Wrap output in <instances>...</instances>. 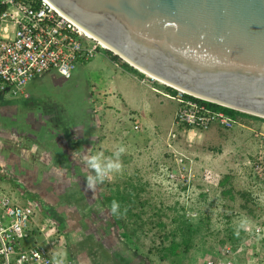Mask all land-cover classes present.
Listing matches in <instances>:
<instances>
[{"label":"rangeland","instance_id":"obj_1","mask_svg":"<svg viewBox=\"0 0 264 264\" xmlns=\"http://www.w3.org/2000/svg\"><path fill=\"white\" fill-rule=\"evenodd\" d=\"M106 58L108 53L100 51L67 80L49 72L31 81L24 88L29 99L0 96V163L12 169L8 168V176L3 174L8 181H2V185L16 196L26 192L46 216L51 210L62 219L61 223L53 218L58 232L49 241L55 249L60 242V251L75 264H203L210 257H220L225 248L235 264H264V178L252 170L258 149L255 132L251 140L256 145L246 152L203 145L196 131L184 134L177 149L185 156L183 164L186 175L193 177V187L174 188L165 175L174 165L162 143L149 142L144 133H135L131 122H127L129 128L124 134L114 122H100V93L95 92L101 88L95 76L110 71L112 64ZM151 84L167 91L160 83ZM91 87L95 88L91 91ZM46 116L50 122L78 124L64 129L40 126L28 132L21 123ZM89 118L91 124L85 126L84 120ZM237 128L234 124V130ZM221 132L219 136L226 137V131ZM119 146L125 148L120 157L122 172L87 190L85 178L90 170L82 161L97 151L110 156ZM76 151L79 158L73 155ZM206 170L210 179L204 185L200 177ZM124 186L133 192L126 198L136 202L131 216L123 215V220L135 228L129 240L121 236L105 201L106 196ZM224 190H230V194L224 195ZM182 214L199 218L203 224L196 245L187 254L170 259L173 263L160 261L158 249L170 243L174 220ZM244 219L249 221V231L239 227ZM40 236L35 235L33 240L45 244Z\"/></svg>","mask_w":264,"mask_h":264},{"label":"water","instance_id":"obj_2","mask_svg":"<svg viewBox=\"0 0 264 264\" xmlns=\"http://www.w3.org/2000/svg\"><path fill=\"white\" fill-rule=\"evenodd\" d=\"M47 1L169 88L264 119V0Z\"/></svg>","mask_w":264,"mask_h":264},{"label":"built area","instance_id":"obj_3","mask_svg":"<svg viewBox=\"0 0 264 264\" xmlns=\"http://www.w3.org/2000/svg\"><path fill=\"white\" fill-rule=\"evenodd\" d=\"M100 51L107 52L108 59L112 60L114 54L96 37L62 15L47 0H0V95L27 97L25 86L49 72L67 80L77 66L90 62ZM120 60L113 62L121 63ZM69 70L70 77L62 75ZM144 76L146 79L141 82H156ZM173 90L175 94L161 93L176 105V131L169 134L172 144H167L174 166H170L165 175L174 188L179 185L189 189L194 180L191 174L186 175L185 156L177 149L184 134L203 132L211 127L228 131L237 122L225 112L206 105L211 102ZM133 129L139 128L133 125ZM254 137L258 149L252 170L257 177L264 178V133H254ZM3 174L7 175L0 165V264H52L53 257L61 252L60 242L55 249L49 241L58 232L56 222L43 213L35 200L16 196L4 187ZM209 179L210 171L206 170L200 180L206 185ZM249 229L245 227V231ZM259 231L257 228L256 233ZM35 235H41L45 244L36 243ZM65 264L75 263L66 258ZM203 264L235 262L230 250L225 248L220 257H210Z\"/></svg>","mask_w":264,"mask_h":264},{"label":"crops","instance_id":"obj_4","mask_svg":"<svg viewBox=\"0 0 264 264\" xmlns=\"http://www.w3.org/2000/svg\"><path fill=\"white\" fill-rule=\"evenodd\" d=\"M106 59L112 64L110 71L107 73H104L105 71H103V73L98 76V73H96L95 76V79L100 82L99 87L101 88L98 92L94 91L96 93L95 95L100 93V97H96L100 107V122H114L117 127H122L123 134L125 133L124 129L129 128L127 122H131L132 125H137L139 128L135 133H144L143 137L148 139L149 142L153 141L162 143L165 147V151L169 152L170 149L167 148V144H172V141L169 139V134L175 133L176 131L174 126V112L176 105L167 104V101L170 100L162 97L161 93L164 91L152 86V82H141L140 77L136 78V76L130 71L122 68L121 63H115L108 58ZM129 73L132 74V76H130ZM94 88L91 87V91ZM26 95L27 97L24 98L29 99V95ZM7 109L12 108L6 107V110ZM46 118L47 116L42 120H36L37 117H31V119H26L25 122L21 123H24L26 129L28 128V132H34V127L40 126H56L60 129H64L78 124V122H50L49 119ZM238 120L239 118H237V121ZM91 121L90 118L85 119L83 124L85 126L90 125ZM239 121L240 122L236 123L238 124L236 130H234L233 126L230 130L226 131L224 134L226 137L219 136L222 132L218 127H211L206 131L198 132V137L202 138L199 143H202L203 145H209L210 143L218 145L223 151H229L231 148L232 151H251L256 145L254 140H251V133H264V120L260 118L245 117L240 118ZM124 137L125 136H123V138ZM45 140L49 142L54 141L52 138H46ZM87 141L88 139L85 142ZM4 164L0 163L4 172L8 176L7 172L9 167L6 163ZM5 181L7 182L8 179L5 178ZM121 189V192L124 191L125 186ZM9 191L11 190L9 189ZM22 194L33 199L26 192H22ZM56 217V219L62 223V219L57 215Z\"/></svg>","mask_w":264,"mask_h":264},{"label":"trees","instance_id":"obj_5","mask_svg":"<svg viewBox=\"0 0 264 264\" xmlns=\"http://www.w3.org/2000/svg\"><path fill=\"white\" fill-rule=\"evenodd\" d=\"M117 60H119L117 56L112 57V61H117ZM122 68L139 74L138 71H136L135 69H133L132 67H130L126 63H122ZM155 83H157V82H155ZM160 86L164 87L167 90L164 92H167L170 94L176 93L171 88L165 87L163 85H160ZM206 105L210 106L214 109L221 110L234 119L239 118L238 116H242V118H245V117L246 118H256V117L249 116L247 114H243V113H240V112L228 109V108L221 107V106L216 105L214 103H206ZM224 182H225V180L221 181L219 183V185L223 186ZM132 193H133L132 190L127 191L125 189L122 192L116 190L114 194L105 197L106 203H108L110 206H111V203L113 200L118 201L120 203L122 215L121 216H115V221H116V225L119 229L121 236L123 238H126L127 240H129L133 236V233L135 232L134 231L135 228L132 229L131 224H128V222L123 220V217H124L123 215L127 214V215L131 216V211L136 207L135 201H132V200H129L128 198H126V197H130V195ZM223 194L224 195L230 194V190H224ZM243 196H244V194H243ZM124 209H126V213L124 212ZM47 216L52 218V219L57 218L56 215L54 214V212L51 210L48 211ZM56 220H58V219H56ZM174 223H175V228L169 236L170 237V243L167 246L162 245L161 248L158 249L157 253H158V258L160 261H169L170 259H173L179 255L187 254L193 247H195V245H196L195 241L199 237L201 225H203L199 218H195V217L194 218H188V217L186 218V216L184 214L179 216L178 219L174 220ZM132 225H136V223H133ZM138 227H140V226H138ZM170 261L173 263V260H170Z\"/></svg>","mask_w":264,"mask_h":264},{"label":"clouds","instance_id":"obj_6","mask_svg":"<svg viewBox=\"0 0 264 264\" xmlns=\"http://www.w3.org/2000/svg\"><path fill=\"white\" fill-rule=\"evenodd\" d=\"M62 75L70 77V70L62 72ZM125 152L123 146H119L110 156H106L103 151H97L94 154H89L82 162L86 164L90 170L86 176L85 188L89 191L94 190L98 185L103 184L108 178L114 174L122 172L123 165L121 155ZM74 156L79 158V153L76 151ZM110 212L114 216H121V205L118 201L113 200L110 206ZM126 213V209H124ZM249 224L247 219L241 221L239 227L245 228ZM67 258L66 252H57L53 257L52 264H65Z\"/></svg>","mask_w":264,"mask_h":264},{"label":"bare ground","instance_id":"obj_7","mask_svg":"<svg viewBox=\"0 0 264 264\" xmlns=\"http://www.w3.org/2000/svg\"><path fill=\"white\" fill-rule=\"evenodd\" d=\"M96 39H97V38H96ZM98 40H99V39H98ZM99 41H100V40H99ZM100 43H101V45H102L105 49H107V50H112L109 46H107V45L104 44L103 42L100 41ZM114 53H116V52H114ZM121 57H122V56H121ZM122 60H123L124 62H126V60H125L124 58H122ZM127 64H129L130 66L134 67L136 70L139 71V73L148 76V77H149L150 79H152V80H155L157 83H160V84H162V85H166V86L171 87V85L168 84L167 82H165V81H163V80H160L159 78H156V77H154V76H152V75H150V74H147V73H145L144 71H141V69H139V68L133 66L134 64H130V63H127ZM173 89H176V88L173 87ZM176 90H179V91L184 92V91L181 90V89H176Z\"/></svg>","mask_w":264,"mask_h":264}]
</instances>
